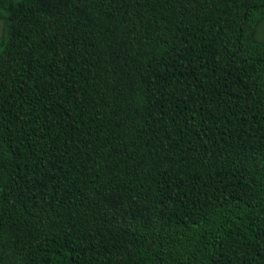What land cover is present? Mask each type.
Wrapping results in <instances>:
<instances>
[{
    "label": "trees",
    "instance_id": "16d2710c",
    "mask_svg": "<svg viewBox=\"0 0 264 264\" xmlns=\"http://www.w3.org/2000/svg\"><path fill=\"white\" fill-rule=\"evenodd\" d=\"M0 25V264H264V0Z\"/></svg>",
    "mask_w": 264,
    "mask_h": 264
},
{
    "label": "rangeland",
    "instance_id": "374dc122",
    "mask_svg": "<svg viewBox=\"0 0 264 264\" xmlns=\"http://www.w3.org/2000/svg\"><path fill=\"white\" fill-rule=\"evenodd\" d=\"M0 30H1V25H0ZM260 31H262V33H264V27H261Z\"/></svg>",
    "mask_w": 264,
    "mask_h": 264
}]
</instances>
